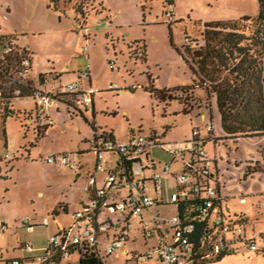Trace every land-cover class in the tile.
<instances>
[{
  "label": "rangeland",
  "instance_id": "obj_1",
  "mask_svg": "<svg viewBox=\"0 0 264 264\" xmlns=\"http://www.w3.org/2000/svg\"><path fill=\"white\" fill-rule=\"evenodd\" d=\"M86 1L89 58L81 51L84 30L75 21L73 0H62L59 11L49 8L47 0H0V34L17 30L16 42L31 45L36 51V65L43 71L51 72L52 67L64 69L69 62L67 53L77 52L73 56L77 64L73 58L70 62L73 77L90 65L97 96V112L92 113L91 107L86 113L91 124L81 114L69 113L66 107L57 112L55 107L47 106L53 111L52 135L33 147L29 143L37 133V117L32 115L31 123L23 113L5 118L0 114V158L6 152L11 156L0 160V220L5 223V227H0V264L42 253L51 235L63 230L72 233L79 226L75 213L80 208L78 200H88L83 191L87 176L83 173L76 181V172L48 163L44 157L51 149L73 151L77 160L92 167L95 158L85 140L92 136L91 126L117 140L156 133L162 143L173 144L191 140L193 129L204 134L206 125L211 123L214 141L203 146L211 158H219L220 182L227 195L224 210L231 215L245 213L255 231L264 230V135L226 138L216 103L206 98L203 89L194 87L184 93L176 90L190 85L193 74L175 47L181 49L187 37L199 40L204 22L256 16L258 0H101L104 9L97 6V0ZM5 5L11 6L10 12ZM137 40L139 43L134 44ZM142 44L146 45L147 63L134 57L135 45ZM147 72L155 78L156 87L168 89L165 101L145 90ZM82 83L86 85L85 80ZM121 88L123 92L119 91ZM23 101L35 108L32 98L17 99L15 107ZM75 104L79 106L78 102ZM185 106L189 112L184 111ZM148 150L156 165L154 171L162 172L168 153L155 144L149 145ZM151 175L152 170L145 171L146 178ZM162 179L167 200L175 180L166 173H162ZM128 193V188L122 191L123 196ZM60 202L69 203L67 213L58 207ZM104 215L101 219L108 216L113 224L123 221L119 212L107 210ZM24 219L34 226L32 230L23 223ZM131 223L135 227L138 218L133 216ZM131 235L137 240L129 242V247L145 250L141 234L132 230ZM23 242L33 248L24 249ZM107 248L105 237H101L100 249L107 264H138L122 248L111 254L106 253ZM77 258L73 255L71 260L77 262ZM205 264H264V254L242 247L235 254Z\"/></svg>",
  "mask_w": 264,
  "mask_h": 264
},
{
  "label": "built area",
  "instance_id": "obj_2",
  "mask_svg": "<svg viewBox=\"0 0 264 264\" xmlns=\"http://www.w3.org/2000/svg\"><path fill=\"white\" fill-rule=\"evenodd\" d=\"M171 12L172 9L167 11L168 14ZM83 30V54L89 58L90 32L88 28ZM9 50L10 46H7L6 51ZM30 68L29 55L20 56L7 66L0 79V97L7 92L19 99L32 98L38 106L45 108L60 101V94L81 91L77 82L51 92L35 87L31 82ZM89 73L90 65L80 72V77L87 78ZM85 92L87 95L82 97L80 103L88 106L92 90ZM50 122L48 117L40 125ZM205 130L211 132L212 124H207ZM192 134L201 138L199 129H194ZM89 144L95 161L88 171V182L83 188L88 200L75 213L80 224L72 233L63 230L51 235L43 252L33 255L37 261L59 264L53 257L59 253L62 260L68 259L69 249L74 244L95 247L105 257L100 249L101 237H105L108 244L106 253L111 254L122 248L126 256L137 263L156 261L158 264H193L201 257L234 250L240 245L251 250L257 248L251 236H244V227L234 224V218L224 210L227 195L223 193L224 184L220 182L219 158H211L201 141L192 137L188 141L164 144L154 133L148 137L133 134L126 140H117L110 133L96 129ZM151 144L160 145L169 155L162 172L154 171L156 165L148 150ZM1 158L9 159L11 156L6 152ZM45 160L67 166L74 172L83 165L71 153L49 155ZM126 167L128 171L124 170ZM147 170H152L149 178L145 177ZM162 173L170 174L175 180L174 189L167 200L163 196ZM126 188L129 193L123 196L122 191ZM119 197L121 201H118ZM107 210L119 212L123 221L113 224L108 216L101 219L100 216H106L104 211ZM133 216L138 218L135 227L131 223ZM22 221L30 230L34 228L27 219ZM195 222L204 223L200 250L190 243ZM0 227H5L2 220ZM132 230L138 231L143 237L145 250L129 247V242L137 240L131 235ZM23 247L33 248L29 243H24ZM12 263L18 264L19 260L14 258Z\"/></svg>",
  "mask_w": 264,
  "mask_h": 264
},
{
  "label": "trees",
  "instance_id": "obj_3",
  "mask_svg": "<svg viewBox=\"0 0 264 264\" xmlns=\"http://www.w3.org/2000/svg\"><path fill=\"white\" fill-rule=\"evenodd\" d=\"M47 1L49 8L56 11H59L61 8L60 3L62 0ZM73 1L75 21L78 27L83 30L87 28L85 26L87 18V8L85 5H87V1ZM258 2L259 13L256 16L204 22L202 23L201 38L199 40L187 37L181 49L175 47L193 74L190 85H183L176 88V90L184 93L194 87L203 89L206 98L214 100L216 103L220 114L221 127L226 138L264 135V0H258ZM96 3L98 7L104 9L101 0H97ZM169 5L171 4L169 3ZM172 15L173 12L169 14V17ZM170 35L172 36V32ZM17 39V36L13 34H0V79L3 77L2 72H6L7 66L15 59L30 54L27 48L18 45ZM138 43L139 40L135 41L134 44ZM7 46H10L9 51H6ZM133 51L136 59L147 63L145 44L135 45ZM147 76L148 83L145 86V90L149 91L156 99L165 101L168 89L156 87L155 78L149 72H147ZM88 78L90 76L86 79ZM130 88L132 90L135 89V87ZM85 95L87 93L84 91L72 94H60L59 100L67 107L74 108L77 111L79 108L87 110V106L80 103L82 97ZM17 99L19 97L7 92H4L0 97V114L4 118L10 115L18 116L20 113L25 114L26 117H30L31 111H17L14 109V102ZM76 102H78L79 106L75 104ZM34 105L37 113L46 114L44 107L38 106L36 103ZM184 111L189 112L190 110L185 106ZM209 111H211V107H209ZM47 120L48 117L45 121ZM92 127L93 130H96L94 126ZM47 128V124L37 127L34 140L29 143L30 147L36 146ZM200 131L201 138L193 136V139L201 141L203 145L208 141H214L211 138L212 131L206 132L204 130V134L202 130ZM8 162L6 161V164ZM124 170L128 171V167L124 168ZM231 216L234 218V224L244 227V236H251L252 240L256 242L257 248L251 250L244 245H240L239 248L234 250H223L215 255L201 257L199 261L193 264L217 262L227 255L239 252L242 247H245L249 251L264 254V230L255 231L245 213ZM195 225V231L190 234V243L196 250H200L204 223L195 222ZM249 225L250 229L248 228ZM238 241H240L239 238ZM69 250L70 257L68 259L62 260L59 253L53 259L59 262V264H107L105 257H102L95 247L74 244ZM202 252L204 253L205 249ZM73 255L78 257L77 262L71 260ZM17 259L19 260L18 264H46L37 261L33 256ZM4 264L13 263L10 260L4 261Z\"/></svg>",
  "mask_w": 264,
  "mask_h": 264
},
{
  "label": "crops",
  "instance_id": "obj_4",
  "mask_svg": "<svg viewBox=\"0 0 264 264\" xmlns=\"http://www.w3.org/2000/svg\"><path fill=\"white\" fill-rule=\"evenodd\" d=\"M6 6V8H7V10H8V12H10L11 11V6L10 5H5ZM8 34H13V35H16V36H18V34H19V32L17 31V30H12V31H10V33H7V34H4V33H1V35H8ZM84 39H85V37H84ZM18 40V39H17ZM18 45H20V44H18ZM20 46H22V47H25V48H27V50L30 52V54H29V56H30V58H31V68H30V76H31V82H32V84L35 86V87H38V88H40V89H42V90H44V91H49V92H51V91H56V90H59V89H61L62 87H64L65 85H67V84H69V83H75V82H77V83H79V85H80V88H81V91H84L85 92V90H92V92H91V95H90V97H91V102L89 103V105L87 106V110H84V108H82V109H80V110H75L74 108H69V107H67L64 103H62L61 101H55L54 103H52L51 105H49V107L50 108H52V107H55V109L57 110V112H60V110H61V107L63 106V107H66V109L68 110V112L69 113H75L76 115H77V113H79V114H81L84 118H86L87 119V122H88V124L90 123V121H89V118H88V114H86V113H88L89 111H90V108L92 107V113H96L97 111H96V107H95V102H96V87H93L92 86V78H91V72L89 73L90 74V78H88V79H86V78H82V77H80V72L82 71V70H84V69H80V71L78 72V74H77V77H73V68L71 67L72 65L70 64V62H72L73 60H76V64H77V62H78V60L77 59H74L73 58V56L74 55H76L77 54V52H69V53H67V56H68V60H69V62H68V64H66V66L64 67V69H57L56 67H52V69H51V72H48V71H43L42 69H40L39 67H38V65H36V62H35V58H36V51L31 47V45L28 43V42H25V41H23L22 43H21V45ZM82 51V54H83V50H81ZM71 58H73V60H71ZM60 70V71H59ZM63 70V71H62ZM65 75H69V76H65ZM85 80V84L86 85H83V81ZM47 83H48V85H47ZM47 86V87H46ZM120 92H123V89L121 88L120 90H119ZM22 103H24V104H19L17 107H15L14 106V109L15 110H19V111H31V115H30V122L32 123L33 122V116H36L37 117V122H38V125L37 126H41L40 124L42 123V122H45V120H46V118L47 117H49V120H51L52 121V118H53V111H52V109H50V108H47V107H45L44 109H45V115L44 114H41L40 112V114L39 113H37L36 111H35V108H34V106L33 105H29L28 104V102H25V101H23ZM124 112H126V110H124ZM203 114V116L205 115L204 113H202ZM33 115V116H32ZM51 123V122H50ZM50 123H48L47 124V126H48V128H47V130H46V132H45V134L41 137V139L40 140H42L43 138L44 139H46V138H48V137H50V135H52V126L50 125ZM93 124H94V121L92 122ZM91 124V123H90ZM92 124V125H93ZM91 128H92V130H93V127L91 126ZM93 133H94V130H93ZM93 133H92V136H93ZM112 135V134H111ZM91 136V137H92ZM113 136V135H112ZM91 137H89V139H85V140H87V142L89 143V141H90V139H91ZM114 137V136H113ZM115 138V137H114ZM78 151L79 152H81L82 151V149L81 148H79L78 149ZM58 153H71V154H74V152L72 151V152H70V151H68V150H60V149H51L50 150V152L48 153V155L47 156H49V155H53V154H58ZM46 156V157H47ZM76 156V155H75ZM46 157H44V159L46 158ZM95 158V157H94ZM80 161L82 162V167H80L79 169H78V171L76 172V177H75V180L77 181V179L83 174V173H85V176H87L86 178H88V171H89V169L91 168L90 166H88V164H86V163H84L81 159H80ZM49 163V162H48ZM87 182H88V180L86 181V183H85V185L87 184ZM84 185V186H85ZM84 191V190H83ZM85 192V191H84ZM86 193V192H85ZM86 197H87V199H88V194L86 193ZM78 203H79V205H80V208H81V206H82V204L83 203H85V200H84V198H81V199H79L78 200ZM60 205H58V207L60 208H63V211L65 212V213H67L68 212V205H69V203H64V202H60L59 203ZM79 208V209H80ZM78 209V210H79ZM77 210V211H78ZM76 211V212H77ZM54 213H55V215H57L58 214V209L56 208V209H54ZM24 243L25 242H23L22 243V247H23V245H24ZM24 248V247H23ZM25 249V248H24ZM30 256H33V254H28V255H25V257H30ZM105 262H106V260H105ZM107 263V262H106ZM158 264V263H157Z\"/></svg>",
  "mask_w": 264,
  "mask_h": 264
}]
</instances>
